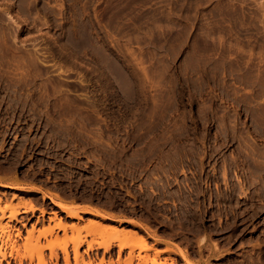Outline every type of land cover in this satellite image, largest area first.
Listing matches in <instances>:
<instances>
[{
  "label": "rangeland",
  "instance_id": "374dc122",
  "mask_svg": "<svg viewBox=\"0 0 264 264\" xmlns=\"http://www.w3.org/2000/svg\"><path fill=\"white\" fill-rule=\"evenodd\" d=\"M0 180L21 264H264V0H0Z\"/></svg>",
  "mask_w": 264,
  "mask_h": 264
},
{
  "label": "bare ground",
  "instance_id": "6f19581e",
  "mask_svg": "<svg viewBox=\"0 0 264 264\" xmlns=\"http://www.w3.org/2000/svg\"><path fill=\"white\" fill-rule=\"evenodd\" d=\"M16 35V34H15ZM19 183V182H18ZM0 186L3 187H7V188H22L20 186V184H17L16 182H3L2 180H0ZM36 190H39V188H37ZM51 193V192H50ZM15 196V194H13ZM42 197H47L50 198V200L52 201L53 204H55L56 206H58L63 212H65L66 216L69 217H73V218H80V212L82 211H89L90 213H95L94 208L92 209L89 207H84V206H78L76 203H67L63 200H55L54 198H52L50 195H48L47 193H43ZM54 197V196H53ZM56 197V196H55ZM1 200V198H0ZM23 207L22 210H20V207ZM88 206V205H87ZM10 208L11 209V213L8 214L9 219H16L17 214L19 212H34V210L36 209L35 205L31 204V203H27L24 200H20L17 205H13L11 203L9 204H5L4 207H0L2 213H4V210ZM39 212L41 214H43L45 212L44 208H39ZM97 214V213H96ZM102 218L107 217L105 214H97ZM55 218V213L53 216L50 217V219H54ZM120 221V220H119ZM129 221V220H127ZM130 222V221H129ZM131 223L133 225L142 227L144 230H146V228L135 221H131ZM102 224V223H101ZM99 220H92L90 221V223L88 224V231H98L99 226L101 225ZM43 226V225H42ZM71 227H74L73 225H70ZM102 226V225H101ZM68 225L66 222L58 219V221H54L53 224L48 223L47 226H44V228L40 231V234H42L43 236L46 235H52L55 232V229H63L64 231L67 229ZM13 229L14 227H12L9 224H0V264H11L9 257H12L15 259V263L17 264H21L22 261V257H20L19 255H14L13 254V249L14 247L16 248V245L12 242V233H13ZM34 229V226L31 230L28 231V233H32ZM114 239L112 241L106 240V239H102L101 241H94V240H86V238L84 236H72L70 238V242H71V249H72V256H70V252L68 251L66 245H62L61 246V250H62V264H80L83 261V253L80 252L79 248L80 246H82L84 243H86L87 248L85 249V252H87L86 250L92 249L94 247V245H97L95 247H99V248H103V250H109V248L112 245H115L118 247V258H119V254L121 252L122 249L127 248L128 252L127 255L124 259V264H131L132 261L135 258H144V255H141V252L147 251L149 249H151L152 247L149 246L146 242V237L143 236L142 234H139V236L135 237V235L133 234H138V232L134 229H125L123 227L120 228H115L114 229ZM15 234V233H14ZM18 236L20 235V232L18 231L16 233ZM53 244L48 243V247L50 248V258H54V262L53 264H61L59 262V256L57 254V252L54 250ZM154 250L155 253H158L160 250H157L155 248H152ZM167 250H169L167 248ZM173 250V249H172ZM134 251H136V253H134ZM18 254V253H17ZM180 254L185 258L187 263H190V261L187 259L185 253L183 251L180 252ZM89 259V258H88ZM90 260V259H89ZM103 261V257L99 258V263L101 264ZM84 262V261H83ZM94 262V261H93ZM89 263V262H88ZM154 264H167V263H154Z\"/></svg>",
  "mask_w": 264,
  "mask_h": 264
}]
</instances>
